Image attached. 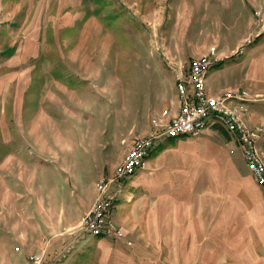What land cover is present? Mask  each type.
Returning a JSON list of instances; mask_svg holds the SVG:
<instances>
[{
    "label": "rangeland",
    "instance_id": "rangeland-1",
    "mask_svg": "<svg viewBox=\"0 0 264 264\" xmlns=\"http://www.w3.org/2000/svg\"><path fill=\"white\" fill-rule=\"evenodd\" d=\"M199 37L219 39L210 87L264 97V0H0V215L14 208L3 196L29 195L44 181L60 187L76 175L85 184L98 174L96 184L110 179L158 110L152 90L159 84L169 96L176 65L188 63L182 55ZM244 39L250 42L238 54ZM247 118L248 127L264 126V98L248 104ZM204 135L156 148L132 198L122 202L120 187L136 174L108 184L121 236L90 237L78 224L84 243H76L84 247L63 249L59 261L77 262L85 252V262H95L97 242V262L179 264L163 262L174 248L189 255L191 236L175 234V222L200 212L264 227L255 186L264 187L245 171L234 139L218 122ZM247 237L254 262L210 263L264 264V235ZM34 255L49 264L45 254Z\"/></svg>",
    "mask_w": 264,
    "mask_h": 264
},
{
    "label": "crops",
    "instance_id": "crops-1",
    "mask_svg": "<svg viewBox=\"0 0 264 264\" xmlns=\"http://www.w3.org/2000/svg\"><path fill=\"white\" fill-rule=\"evenodd\" d=\"M230 38V44L239 41L237 37ZM222 42L223 41H221V43ZM218 45L219 39L217 38L209 40L205 38L200 39L199 37L196 41L188 42V47L185 50L186 52L182 56H185L184 58L189 60L206 54L210 48H215L217 55L220 57L217 50ZM176 66L169 84V87H171L169 96L161 94L160 89L162 87L160 88L159 84L152 90V95H154L153 100L158 103V106L153 108L158 110L149 116L148 127L145 129V134L149 131L150 118L164 110H166L169 115H174L177 111L174 85L177 78L186 69L187 63L184 65L177 64ZM212 73L215 72L209 70L206 76L205 85L207 91L212 95H220L227 89L221 92L223 87L214 89L208 85L207 81L210 77H214ZM172 79H174V81ZM245 122L247 126L253 123L247 116ZM208 126L203 130V135ZM31 132L34 131L30 130L29 134ZM34 135L37 134H33V136ZM229 138H231L230 134ZM183 139L188 140L189 138L165 139L161 142L160 146L164 143L173 141L182 143L181 141ZM147 159L148 157L145 160V164L148 163ZM241 163H243L242 165L245 171L248 172V175L252 178L243 160ZM7 166L8 164H4L2 169H6ZM135 174L133 178H129L130 181L126 186L120 187V189H124L121 191L123 193L120 196V198L123 199L122 202L133 197L131 191H133L135 187L141 183V179L144 178V173L141 170L137 171ZM100 179L101 176L98 174L94 183L85 184L84 178L80 180V177L76 175L70 177L68 182H64L63 180V185L60 187L49 185L47 181H44L39 185H34L29 195L14 194V196H3L4 202H12L14 208H11L12 210L9 209L10 212L3 216L0 215V264H23L22 261L25 257L27 258L37 253L45 254V259L48 260L49 264H110L111 262H97V242H95V247L93 249L95 262H85L91 255V253L86 254L85 252L77 256V262H69L75 258L74 256L59 261V255L62 253L63 249H67V247L72 245L76 247L82 245L81 247H84V244L76 243H84L82 239L78 241L76 227L82 215L90 209L94 202L97 196L95 185ZM1 182L3 186H5V180ZM29 186L31 187L33 185ZM255 188L264 197V189L258 186H255ZM13 189V193L18 191L16 186H13ZM4 193H7L5 189ZM18 203H20V205H18ZM180 207L182 209L185 208L184 202L180 204ZM113 214L114 211L113 213L111 212L110 216L112 221L114 220ZM175 223L178 229L175 234L191 236L190 243L187 244L189 255H183L181 252L182 249L174 248L173 252H170L168 256L164 253V256L173 257V259L166 261L165 258L163 262H179V264H197L196 262H205V264H211L210 262H254V256L250 257V259L247 257V251L254 250V239L248 238L247 235H264L263 226L257 223L256 225L251 224L247 226L242 217H231L230 214L227 216L221 214L215 217L213 214L208 215L207 213L200 212L195 216H190L188 219L185 218L183 221H176ZM258 242L261 246H264V241L259 240ZM83 250L87 251L85 249ZM134 263L135 262H130V264Z\"/></svg>",
    "mask_w": 264,
    "mask_h": 264
},
{
    "label": "built area",
    "instance_id": "built-area-1",
    "mask_svg": "<svg viewBox=\"0 0 264 264\" xmlns=\"http://www.w3.org/2000/svg\"><path fill=\"white\" fill-rule=\"evenodd\" d=\"M249 39L241 41L236 53L242 54ZM221 58L215 48L188 61L184 72L177 78L174 89L177 111L174 115L164 110L149 119V131L130 139L121 162L111 178L96 184L97 198L79 221L82 232L91 237L118 238L120 229L111 220L112 198L106 195V186L131 178L144 167L146 158L165 139L190 138L200 135L211 123L218 122L232 136L242 160L257 185L264 187V126L248 127L245 119L248 104L264 97L253 98L245 90H226L220 95L207 91L205 80L212 66ZM30 264H44L42 255H31Z\"/></svg>",
    "mask_w": 264,
    "mask_h": 264
}]
</instances>
